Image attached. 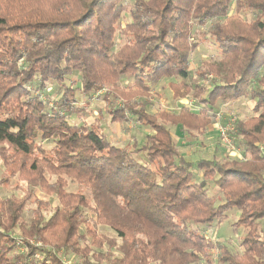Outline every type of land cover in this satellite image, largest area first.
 I'll return each instance as SVG.
<instances>
[{
	"label": "trees",
	"instance_id": "trees-1",
	"mask_svg": "<svg viewBox=\"0 0 264 264\" xmlns=\"http://www.w3.org/2000/svg\"><path fill=\"white\" fill-rule=\"evenodd\" d=\"M238 100L241 158L181 151ZM0 166V264H264V0H0ZM234 209L236 250L206 235Z\"/></svg>",
	"mask_w": 264,
	"mask_h": 264
},
{
	"label": "rangeland",
	"instance_id": "rangeland-1",
	"mask_svg": "<svg viewBox=\"0 0 264 264\" xmlns=\"http://www.w3.org/2000/svg\"><path fill=\"white\" fill-rule=\"evenodd\" d=\"M209 42V43H208ZM208 44V45H207ZM215 55V47L213 44L210 43L209 39L208 41L203 42L198 46V48L194 51V53L191 56V65L196 68L201 65L202 62L208 61L209 58L213 57ZM183 90V88L181 89ZM154 94V98L150 100V102L154 103L155 106L168 109L174 108L175 106L171 103V92L167 85L165 83H160V85L157 87V90ZM50 94V93H49ZM41 98L44 100H48L46 97V93L41 95ZM78 105H86L87 107V113L88 116L86 119L85 116L82 118V120H86L88 122L95 121L99 119L98 111L103 110L105 107V102L103 100H91L90 102H84L85 100L77 94L75 97ZM174 102L180 104L183 103H189L190 105H193V99L190 95H188L184 99H178ZM85 103V104H84ZM171 104V105H170ZM253 106L252 102L238 100L236 102H230V103H220L218 102L217 112L221 117L217 119V116L213 118L212 124L208 126L205 130V134L203 135H193L189 136L188 134H185V137H182L178 142V145L181 146V151L191 157L192 159H197L198 157H204V158H211L213 155H215L217 158H223L226 157L228 159H239L241 158V151L236 148L233 142L232 135H228V138L230 140L229 144H227L223 137L220 136L219 132L220 129H224L225 121L231 122V124H235L238 120H245L249 118L251 114V108ZM227 119V120H226ZM100 124L102 125L103 129H106L107 136L111 139V141L114 143L115 140H117V145L119 144L121 146L130 145L132 144L131 135L136 134V138L139 140L141 137V134L137 132L136 129L133 128L132 124L127 125V130L132 131L129 133H123L122 129H120L119 126H116L115 128L111 126V124L108 121V118H106V115H104V119L100 121ZM173 131V128H170ZM231 129V128H230ZM232 133V132H230ZM118 145V146H119ZM229 145V146H228ZM230 146H233V149L229 148ZM2 172V168L0 166V175ZM208 195L212 197L215 201V205L218 206L223 203L222 195L220 193V190L214 187L211 183L208 184ZM3 195V192H0V196ZM238 212L234 210H230L226 213V219L222 221L220 224L214 223L212 226H210L207 229V237L210 239L218 240L220 242H223L227 245V247L232 248L234 250L238 249V243L240 240V237H242V229H238L233 226L234 222L237 220ZM216 253H212V257H215ZM65 262L67 264H73V260L70 258H64ZM201 264H207L205 262H202Z\"/></svg>",
	"mask_w": 264,
	"mask_h": 264
},
{
	"label": "built area",
	"instance_id": "built-area-1",
	"mask_svg": "<svg viewBox=\"0 0 264 264\" xmlns=\"http://www.w3.org/2000/svg\"><path fill=\"white\" fill-rule=\"evenodd\" d=\"M218 114V113H217ZM217 116V119L219 118V117H221L220 115H216ZM227 120V119H226ZM223 126H225V128L222 130V129H220V132H219V134H220V136L221 137H223V140L227 143V144H229V138H231V137H229L228 138V135L230 134L231 135V133L230 132H232L234 129V124L232 125L231 124V122H228V121H225V123H224V125ZM231 128V129H230ZM229 146V145H228ZM229 148H231V149H233V146H230ZM65 264H67V262H65Z\"/></svg>",
	"mask_w": 264,
	"mask_h": 264
},
{
	"label": "crops",
	"instance_id": "crops-1",
	"mask_svg": "<svg viewBox=\"0 0 264 264\" xmlns=\"http://www.w3.org/2000/svg\"><path fill=\"white\" fill-rule=\"evenodd\" d=\"M171 97H172V94H171ZM170 99H171V98H170ZM175 103H176V102H174V104H173L174 106H175ZM176 104H177V103H176ZM170 105H171V104H170ZM173 105H172V106H173Z\"/></svg>",
	"mask_w": 264,
	"mask_h": 264
}]
</instances>
